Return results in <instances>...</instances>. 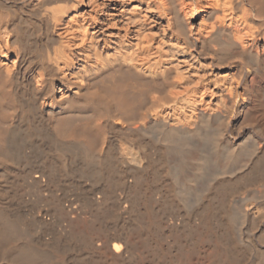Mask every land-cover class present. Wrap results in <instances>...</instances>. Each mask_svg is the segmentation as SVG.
I'll use <instances>...</instances> for the list:
<instances>
[{"label": "bare ground", "instance_id": "obj_1", "mask_svg": "<svg viewBox=\"0 0 264 264\" xmlns=\"http://www.w3.org/2000/svg\"><path fill=\"white\" fill-rule=\"evenodd\" d=\"M0 264H264V0H0Z\"/></svg>", "mask_w": 264, "mask_h": 264}]
</instances>
